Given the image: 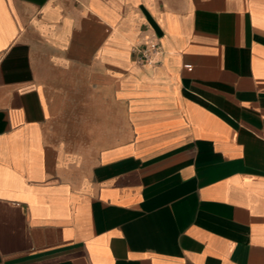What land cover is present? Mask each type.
I'll return each mask as SVG.
<instances>
[{
	"label": "crops",
	"instance_id": "crops-1",
	"mask_svg": "<svg viewBox=\"0 0 264 264\" xmlns=\"http://www.w3.org/2000/svg\"><path fill=\"white\" fill-rule=\"evenodd\" d=\"M0 264H264V0H0Z\"/></svg>",
	"mask_w": 264,
	"mask_h": 264
},
{
	"label": "built area",
	"instance_id": "built-area-1",
	"mask_svg": "<svg viewBox=\"0 0 264 264\" xmlns=\"http://www.w3.org/2000/svg\"><path fill=\"white\" fill-rule=\"evenodd\" d=\"M157 51V45L155 43L148 44V49L145 48L142 52L140 57L138 58L139 62L145 61L148 59L149 53H154Z\"/></svg>",
	"mask_w": 264,
	"mask_h": 264
}]
</instances>
